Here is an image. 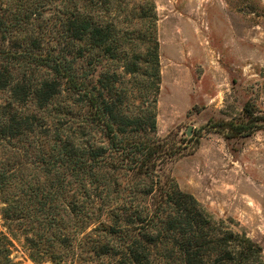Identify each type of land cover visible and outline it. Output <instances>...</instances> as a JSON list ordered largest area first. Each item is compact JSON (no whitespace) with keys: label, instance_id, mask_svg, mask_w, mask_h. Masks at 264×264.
Returning <instances> with one entry per match:
<instances>
[{"label":"trees","instance_id":"trees-1","mask_svg":"<svg viewBox=\"0 0 264 264\" xmlns=\"http://www.w3.org/2000/svg\"><path fill=\"white\" fill-rule=\"evenodd\" d=\"M156 18L153 0H0V143L33 164L0 158V264L16 242L34 263L264 264L169 173L187 146L156 131Z\"/></svg>","mask_w":264,"mask_h":264},{"label":"rangeland","instance_id":"rangeland-1","mask_svg":"<svg viewBox=\"0 0 264 264\" xmlns=\"http://www.w3.org/2000/svg\"><path fill=\"white\" fill-rule=\"evenodd\" d=\"M153 1L156 131L184 137L187 146L169 173L215 219L243 229L264 255V0ZM9 148L0 143V158L31 176V155ZM15 245L20 264H53L34 263Z\"/></svg>","mask_w":264,"mask_h":264},{"label":"water","instance_id":"water-1","mask_svg":"<svg viewBox=\"0 0 264 264\" xmlns=\"http://www.w3.org/2000/svg\"><path fill=\"white\" fill-rule=\"evenodd\" d=\"M190 126H188L187 130H186V134L189 135L190 134Z\"/></svg>","mask_w":264,"mask_h":264}]
</instances>
